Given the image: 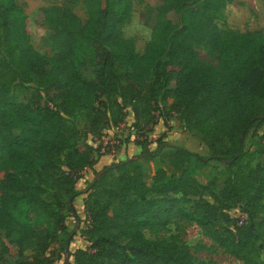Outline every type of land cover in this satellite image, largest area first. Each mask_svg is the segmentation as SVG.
<instances>
[{
	"label": "trees",
	"instance_id": "obj_1",
	"mask_svg": "<svg viewBox=\"0 0 264 264\" xmlns=\"http://www.w3.org/2000/svg\"><path fill=\"white\" fill-rule=\"evenodd\" d=\"M131 1L82 0L85 20L73 10L78 0L52 5L54 52L47 56L31 44L24 10L15 0H0V228L14 249L6 257L1 242L0 264H44L40 253L54 233L28 219L29 207L52 218L66 235L65 249L73 232L66 231L62 208L79 219L72 200L82 191L85 244L67 249L70 264H196L185 244L144 235V228L163 227L172 217L194 220L246 262L264 233V134L260 147L245 148V136L264 123L257 104L264 99V34L219 28L213 18L226 0H162L140 52L120 33ZM201 43L216 64L198 57ZM11 79L32 82L28 98L11 93ZM111 102L130 108L132 141L140 149L93 170L78 190L82 169L102 153L88 135L104 131ZM158 107L166 116L180 113L209 153L168 143L164 131L150 149L147 130L157 123L152 111ZM78 110L87 111L82 129L73 122ZM152 156L159 164L150 173L143 160ZM210 159L227 170L217 190V168L204 181L195 175L213 168ZM232 207L246 217L228 213Z\"/></svg>",
	"mask_w": 264,
	"mask_h": 264
},
{
	"label": "rangeland",
	"instance_id": "obj_2",
	"mask_svg": "<svg viewBox=\"0 0 264 264\" xmlns=\"http://www.w3.org/2000/svg\"><path fill=\"white\" fill-rule=\"evenodd\" d=\"M15 2L24 10L26 30L29 35L31 44L39 50L41 53L51 56L54 49L51 44V37L49 35V27L51 21L55 18L54 12L51 11L52 5H59L62 0H15ZM162 3V0H132L130 8L129 18L120 25V33L122 37H131L134 41L135 49L142 51L145 43L148 41L151 32V26L155 22L157 7ZM74 12L82 19H86V13L82 6V0H78L77 4L73 6ZM147 18L149 24L145 25L143 19ZM214 21L216 25L230 32H244L250 30H258L264 34V0H226L223 7L215 12ZM209 47L203 43L196 46L198 57L208 63L216 64V58L214 53L210 52ZM33 84L29 81H19L18 79H11L10 91L19 99H26L32 90ZM104 99L100 96L96 99ZM257 104L264 112V99L260 98ZM167 105V104H166ZM105 106V105H104ZM124 107V106H123ZM107 120L103 125V130L111 129L113 126H117L114 133H122L124 143L128 140H132L127 136L131 131L130 111L127 106L119 109L115 103H109L106 108ZM86 110H78L73 116L74 124L82 129L86 127ZM122 115V118L117 120ZM168 118L172 123L162 124L156 123L153 127L147 131L148 137L151 139L150 149H154L156 142L155 139L162 131L165 135L164 139L168 143L182 145L192 151H195L202 155H207L209 150L205 142L200 138V133L193 128L185 127L183 118L180 113L168 110ZM111 120H117L116 125H110ZM124 123H123V122ZM118 123H122L119 125ZM157 125V126H156ZM257 133L250 136H245V148L254 149L260 147L262 141L258 135L264 134V123L258 127ZM125 135V136H124ZM135 135V133H134ZM135 137H137L135 135ZM137 153V152H135ZM62 157V155H60ZM247 157L241 159L242 162ZM213 168L211 166H205L200 170L195 171L196 177L200 181H204L206 177L214 170V167L219 170L218 178L216 180V190L221 186L223 177L226 175L225 164L222 161L216 159H210ZM143 162L148 167L150 173H152L155 167L159 164L158 158L152 156L144 159ZM254 162V160H252ZM149 181V179H147ZM85 183H76L75 188L83 189ZM85 192H79L73 197L72 203L75 208L80 212L79 219L73 217L72 214L65 208H62L63 221L66 227V231L72 230L73 236L69 240L68 249L72 251L78 246L85 244L84 238L79 236V229L86 222V218L81 209V203ZM205 197L211 200L207 193ZM240 210L237 207L228 209V213L231 215H239ZM29 220L34 224H38L49 231L54 233L48 236L47 247L41 251L40 257L44 264H65V251L64 242L66 235L62 233L58 228L53 227V220L49 216L41 214L35 211L33 208H28ZM210 229L216 228L215 224L210 225ZM54 229H56L54 231ZM143 233L146 237L151 239H163L166 241L176 240L185 244L193 257L196 264H264V233L260 234L253 240L252 250L249 254V262H246L241 256H235L230 250L222 244H219L213 239L205 229H203L197 222L192 219L172 217L169 222L163 227H147L143 229ZM10 237H6L0 228V244L5 242L8 245V252L4 253L6 257H13V244L8 242ZM25 253H32L31 249H26ZM68 255V263L70 264L72 256Z\"/></svg>",
	"mask_w": 264,
	"mask_h": 264
},
{
	"label": "built area",
	"instance_id": "obj_3",
	"mask_svg": "<svg viewBox=\"0 0 264 264\" xmlns=\"http://www.w3.org/2000/svg\"><path fill=\"white\" fill-rule=\"evenodd\" d=\"M128 110L130 111V108L128 107ZM155 115V118L157 119V123H161L163 122V124H171L172 121H169V116H166V114L164 113L163 108L158 107L157 109L152 111ZM130 121L132 122L133 120V116L132 113L130 111ZM123 122V121H122ZM124 123V122H123ZM119 125H122V123H118ZM118 127L117 126H112L111 127V131H108L109 129H105L104 131H102L101 134L98 135H88V141L89 143L93 146V147H98L99 150L102 153H107L111 156L115 155L117 153V148L122 145L123 143V135L122 133L118 132V133H114V130H116ZM131 131L129 133V138L132 139L134 138V128L131 126ZM125 136V135H124ZM87 168V167H85ZM83 170V169H82ZM240 218H245L246 214L244 212H240L239 214Z\"/></svg>",
	"mask_w": 264,
	"mask_h": 264
},
{
	"label": "crops",
	"instance_id": "obj_4",
	"mask_svg": "<svg viewBox=\"0 0 264 264\" xmlns=\"http://www.w3.org/2000/svg\"><path fill=\"white\" fill-rule=\"evenodd\" d=\"M167 101L170 102L171 98H168ZM153 130H154V127H153ZM108 131H111V129H109ZM139 149H140L139 146L134 144V142L132 140H128L125 143H122V145H120L117 148V153L113 156H111L107 153L99 154V156H97V159L95 160V162L92 164V167H87V168H84L82 170L81 177L79 178L77 183L81 184V183H85V182L89 181L93 177V170L99 169L102 165L109 163L112 159L125 158L128 155H131V154H134L135 152H138ZM81 209H82V205H81ZM76 210H77L78 214H80V212L77 208H76Z\"/></svg>",
	"mask_w": 264,
	"mask_h": 264
},
{
	"label": "water",
	"instance_id": "obj_5",
	"mask_svg": "<svg viewBox=\"0 0 264 264\" xmlns=\"http://www.w3.org/2000/svg\"><path fill=\"white\" fill-rule=\"evenodd\" d=\"M67 249H68V242L65 244V249H64L65 250V254H66L65 257H67V252H66Z\"/></svg>",
	"mask_w": 264,
	"mask_h": 264
}]
</instances>
